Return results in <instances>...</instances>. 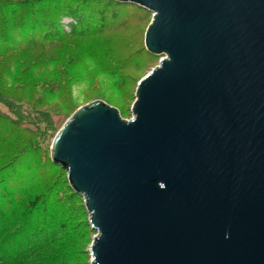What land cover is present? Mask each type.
Here are the masks:
<instances>
[{
    "label": "water",
    "instance_id": "obj_1",
    "mask_svg": "<svg viewBox=\"0 0 264 264\" xmlns=\"http://www.w3.org/2000/svg\"><path fill=\"white\" fill-rule=\"evenodd\" d=\"M160 62L132 118L97 99L51 160L83 196L91 264H264V0H115Z\"/></svg>",
    "mask_w": 264,
    "mask_h": 264
},
{
    "label": "rangeland",
    "instance_id": "obj_2",
    "mask_svg": "<svg viewBox=\"0 0 264 264\" xmlns=\"http://www.w3.org/2000/svg\"><path fill=\"white\" fill-rule=\"evenodd\" d=\"M46 1L51 3L53 7L55 5L63 6L65 5L64 2L67 4L71 2L70 4L76 8L73 0ZM8 2L19 5L23 2H32V0H0L3 10ZM34 10L37 11L38 9ZM21 11L10 15V12L5 9L0 13V49L7 48L9 45L22 47L23 41L27 38L34 36L38 38L55 31L53 29L56 27L43 25L44 22L38 21V18L31 19L29 15L27 20V17L22 18L23 12ZM29 12L26 11L27 14H30ZM36 13L38 15L42 11ZM36 13L32 12L33 15ZM3 15L8 21L10 19V26L7 27L4 24ZM50 16L46 18L52 19ZM78 17L82 19L81 22ZM56 18L57 24L56 22L55 24L64 31V34L58 41L45 40L46 44H43L45 51L29 46L27 52L26 48L24 49L23 54L12 52L0 59V66L9 70L2 79L3 90L1 89L7 95L9 92L6 93V88L11 85L13 87L10 92H21L12 81L13 75L21 68L19 66L21 62H23L22 67L28 65L27 69L30 75L39 76V79L42 80L51 77V74L47 72L55 66L72 69L71 72L68 71V76L55 80L56 83L59 80L64 81L62 85L60 84L61 87H56L62 89L59 95L55 92L52 95H45L41 99L47 105L40 106L38 110L47 113L37 114L38 126L33 128L37 132L47 131L45 135L47 140L42 148L43 152L39 154L41 157L39 158L43 162L47 160L45 159L47 155L51 160V146L57 134L53 136L54 133L47 129L48 118H54V124L60 126L80 106L97 99L116 107L124 119L132 118V105L135 101L137 84L153 67L159 64L161 59V56L150 53L145 46V33L152 20L151 11L127 4L116 5L94 1L87 10L84 9L79 14L74 13V16L61 8L57 12ZM77 24L85 26L93 24L97 28L87 34L72 33L71 28ZM38 25L45 28L46 34L40 36L36 32L33 33V27H38ZM3 98L9 100V98ZM13 99L12 103H20L17 97ZM23 104L28 105L26 102ZM0 113L12 116L10 109L1 99ZM21 173L22 167L16 166L13 169L12 177H10V183L17 186L21 182L23 183L26 177L21 176ZM66 177L67 171L65 174L63 170H60L52 178L53 185L63 190ZM79 203H81V199L76 204ZM87 217L89 220L85 210L80 209V213L74 218L77 230L71 240L64 241V245L60 248V257L63 261L60 264H91L90 246L96 233L91 230V227L86 228L85 220ZM41 254L37 253L36 257H41Z\"/></svg>",
    "mask_w": 264,
    "mask_h": 264
},
{
    "label": "trees",
    "instance_id": "obj_3",
    "mask_svg": "<svg viewBox=\"0 0 264 264\" xmlns=\"http://www.w3.org/2000/svg\"><path fill=\"white\" fill-rule=\"evenodd\" d=\"M94 1L116 5L127 4L145 9L133 3L115 0H73L76 8L70 4L71 2L68 3L69 5L64 2L63 6L55 5L53 7L46 0H32V2H23L19 5L8 2L4 10L0 4V13L7 9L11 15L22 10V18L29 15L31 19L38 18V21H43V25L56 27L53 29L55 30L53 33L49 32L47 35H43L46 32L41 25L33 27V33L36 32L43 36L25 39L22 47L9 45L7 48L0 49V59L12 52L23 54L24 49L26 48L27 52L29 46L45 51L43 44H46V41H58L64 34V31L56 25L59 9L62 8L63 11L74 16V13L79 14L84 9L87 10ZM34 9H38L37 11H42V13L37 15V11ZM26 11H30V14H27ZM32 12L36 15H33ZM49 15L53 20L46 18ZM3 19L5 20L4 24L7 27L10 26V19L8 21L4 15ZM78 19L80 22L82 21L79 17ZM95 26L93 24L90 26L77 24L71 28V32L87 34L96 30ZM33 33L32 35H34ZM37 56H39L38 53ZM20 59L23 61L22 58ZM22 63L19 65L21 68L12 77L16 88L21 92H10L13 87L11 85L6 88V93L9 92L8 95L4 94L1 89L2 79L9 70L0 66V99L12 114L9 116L0 113V264H60L63 262L60 257V248L64 245V241L71 240L77 230L74 218L78 216L80 209H84L87 216L89 214L83 196L71 188L67 177L64 179L63 190L53 185L52 178L60 170H63L65 174L66 171L63 167L53 163L48 155L44 162L42 159L40 160L39 154L43 152L47 131L37 132L33 127L38 126L37 114L47 113L38 110L40 106L47 105L41 99L45 95H52L55 92L59 95L62 89L56 87H61L64 81L59 80L56 83L55 80L63 79L72 69L55 66L47 72L51 74V77L42 80L38 75V77L30 75L27 69L28 65L22 67ZM3 97L9 98V100ZM12 97H17L20 103H12L14 101ZM24 102L28 105H24ZM47 116L49 117V115ZM54 121V118H48L46 123L47 129L54 133L53 136L65 122L58 126L54 124ZM16 166L22 167L21 176L26 177L25 181L18 186L10 183V177H12L13 169ZM80 199L81 203L77 205L76 203ZM85 225L86 228L91 227L88 217L85 220ZM37 253H42L41 257L37 258Z\"/></svg>",
    "mask_w": 264,
    "mask_h": 264
}]
</instances>
